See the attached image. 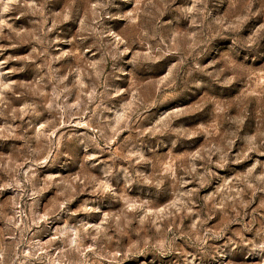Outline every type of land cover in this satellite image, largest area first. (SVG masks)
Segmentation results:
<instances>
[{
	"label": "rangeland",
	"instance_id": "rangeland-1",
	"mask_svg": "<svg viewBox=\"0 0 264 264\" xmlns=\"http://www.w3.org/2000/svg\"><path fill=\"white\" fill-rule=\"evenodd\" d=\"M0 264H264V0H0Z\"/></svg>",
	"mask_w": 264,
	"mask_h": 264
}]
</instances>
